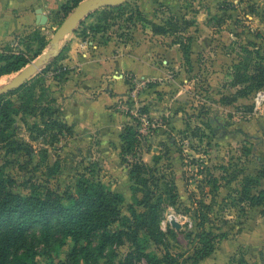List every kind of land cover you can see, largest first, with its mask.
<instances>
[{
  "label": "rangeland",
  "instance_id": "rangeland-1",
  "mask_svg": "<svg viewBox=\"0 0 264 264\" xmlns=\"http://www.w3.org/2000/svg\"><path fill=\"white\" fill-rule=\"evenodd\" d=\"M141 1L131 0V3ZM155 1L153 20L157 23L165 20L172 9L181 15L187 12L191 18L194 16L188 13L193 6L192 0ZM198 2L205 9L207 18H210L214 32L208 36V41L200 45V50L204 53L199 57L202 66L199 71L197 68L193 69L192 65L188 66L184 58L181 59L178 54L164 53V49L166 51L180 49L178 44L173 43L172 36L161 35L156 42L155 40L152 42L150 35L145 33V28H150V25L141 24L145 27L144 36L136 44L144 42L149 47L150 42L155 44L153 49L156 50H153V55L150 52L152 50H149L145 58L148 62H155L163 68L165 70L163 75L142 84V81L147 80L146 77L132 72L126 76L125 73L124 79L129 87L124 95H117L111 107L112 119L105 127L92 132H87L83 128L78 131L72 126L71 132L64 131L61 134L49 129L40 132L33 127L35 124L44 127L40 116L20 113L16 117L13 129L9 131L15 142L14 147H5L0 151V166L13 180L15 192L23 195L30 193L44 195L48 190H52L63 194L75 192L77 182L82 178L102 182L107 188L123 194L125 201L122 205V214L131 219L132 223L130 206H134L137 212L143 211V207L135 202L136 198L142 197V193L132 192L128 172L133 158L130 154L123 157L121 145L117 146L114 137L120 127L122 131L126 124H135L138 132L143 131L140 135L139 159L153 164L154 158L160 157L156 165L158 170L156 174L174 182L179 198L174 205L169 201L168 195L162 193L159 199L160 228L166 233L163 245L157 246L145 232L141 231L136 245L128 238L120 245L110 246L100 264H149L145 257L138 256L137 247L150 257H161L165 252H169L183 264H191L184 260L191 256L198 246L197 212L202 211L204 206H208L209 209L206 227L219 236L224 235L216 242V249L229 251L225 253L223 260H219L220 264H264V243H261L258 249H251L247 246L248 243L246 245L240 243L241 245L237 247L234 242L222 241L231 240L239 233L247 232L249 221L263 219L264 216V206L250 207L247 203L237 202V189L243 176L241 172L255 174L261 165L259 157L264 156V112L254 111L253 93L232 106L223 102L222 95L225 91L230 92L225 80L233 78L226 77L228 69L224 67L227 65L225 57L230 61L233 59V62L245 58L246 54L242 50L244 47L260 49L264 54V0H198ZM65 18L64 14L58 15L51 24L41 30V35L48 38L42 53L51 47V37ZM83 21L86 27L94 23L95 18L84 17L81 22ZM115 23L106 35L113 41L125 38V22L118 20ZM80 24L73 36L82 37ZM134 31L135 27L126 31V34H133ZM102 36L104 35L100 36V40H103ZM29 44L31 47L28 48L27 54L33 57L41 43L34 40ZM62 44H65L66 48L68 41L64 40ZM60 62L61 60L56 64L48 66V63L43 66L19 91L10 96L19 112L22 111L20 106H23L25 101H30L32 95L39 96L43 90H46L47 94L42 98L43 102L50 96L54 97L56 87L59 86L58 81L53 78L54 68ZM183 66L186 69L185 77H181L179 71ZM20 71L0 77V88L10 83ZM176 78L177 85H182L181 87L187 90L181 95L176 94L181 98L176 99V110L182 114L179 115L175 126L172 116L174 109L171 104L175 98L173 81ZM184 78L188 81H184ZM94 95L92 93L89 97L93 99ZM62 104L60 96L57 98L56 106L61 108ZM137 108L145 114L146 122L132 112ZM224 132L236 133L233 144L223 145L217 141V135L221 136ZM213 176L220 179L224 177L221 179V188L214 193L211 191ZM160 187L161 192L165 190L163 184ZM171 216L182 225L180 229L172 227ZM189 220L192 226L189 225ZM168 228L172 230L170 233L167 232ZM30 239L39 252L37 257L39 264H71L69 261L73 249L71 240L52 250L41 242L38 230L34 231ZM97 242L96 239L94 245ZM221 243L225 245H220ZM47 250L50 256L47 255ZM129 254L130 259H127ZM78 264H84L83 260ZM209 264L214 262L210 261Z\"/></svg>",
  "mask_w": 264,
  "mask_h": 264
},
{
  "label": "trees",
  "instance_id": "trees-1",
  "mask_svg": "<svg viewBox=\"0 0 264 264\" xmlns=\"http://www.w3.org/2000/svg\"><path fill=\"white\" fill-rule=\"evenodd\" d=\"M81 1L70 0L64 5L62 9L64 16L67 17ZM87 17H94L95 22L86 27L84 21L81 22L80 35L83 39L90 35L101 34L104 35L101 42L106 44L110 40L106 35L118 20L125 22L124 34L139 24H148L155 35L173 36V43L179 45L185 62L190 64L192 37L185 33L194 25L193 20L186 18L181 20L177 14L169 12L165 20L157 23L148 19L139 5L132 4L131 0L117 7L102 8ZM34 40H38L41 47L31 57L27 51L31 47L29 43ZM47 42V37L42 36L41 30L37 29L22 43V47L19 43L14 45L15 47L12 45L0 47V77L22 70L42 53ZM242 50L246 56L234 64L232 73L233 85L241 87L230 99L223 98L226 104H231L238 98L248 97L257 89L264 87V54L260 49L252 50L250 47H244ZM65 51L66 48H63L59 56L48 66L62 60ZM54 71L53 78L58 81V85L68 80L70 69L62 63H59ZM21 88L0 95V151L5 147H14L15 142L9 131L13 129L16 117L20 113L40 116L44 127L37 124L33 126L40 132L48 129L55 130L58 134L72 131L71 125L60 119L61 108L56 106L57 99L50 96L43 102L42 98L47 96L46 90H43L39 96L32 95L30 101L27 100L23 106H20L22 111L19 112L10 96ZM120 140L123 157L130 154L133 158L128 172L132 182V192L142 193V197L136 198L135 202L143 207V211L137 212L134 206H130L132 223L131 219L122 214V205L125 201L123 194L107 188L102 182L82 178L78 180L75 192L61 194L48 190L44 195L37 193L23 195L13 190V180L0 166V264H39L37 260L39 252L30 239L35 230L40 232L41 242L52 250L71 240L73 242V249L69 255L71 264H78L81 260L84 264H100V260L105 257L106 250L110 246L120 245L128 238L136 245L141 231L145 232L157 246L163 245L166 233L160 228L159 199L163 193L168 195L173 205L176 204L179 198L177 186L165 176H157L156 165L160 157H155L152 165L139 159L138 149L141 139L135 124H126L123 127ZM241 173L243 176L237 189V202L247 203L250 207L264 206V187L261 182L264 179V163H261L255 174ZM221 179L212 180L213 193L221 188ZM161 184L165 186L162 192ZM204 207L202 211L197 210L198 246L184 262L198 264L211 256L215 252L216 242L224 236H219L206 227L209 209L208 206ZM116 224L119 226L115 227ZM171 231L168 228L167 232ZM96 239L98 242L94 245ZM137 250H139L138 256L145 257L149 264H183L169 252H165L161 257H150L141 252L140 247H137ZM46 253L50 256L48 250ZM127 259H130V254Z\"/></svg>",
  "mask_w": 264,
  "mask_h": 264
},
{
  "label": "crops",
  "instance_id": "crops-1",
  "mask_svg": "<svg viewBox=\"0 0 264 264\" xmlns=\"http://www.w3.org/2000/svg\"><path fill=\"white\" fill-rule=\"evenodd\" d=\"M69 1L70 0H0V47L8 45L14 46L17 43L22 47V43L29 39L33 31L45 29L51 24L54 18L58 15H63V6L68 4ZM192 1L193 6H191L188 11L189 14L194 15L192 18L186 14L187 12H184L182 15L178 12L177 14L173 9L171 12L177 14L181 20L186 18L187 20L194 21V25L185 33V35L192 37L191 61L188 66L192 65L193 69L197 68L199 71L202 67L201 63H199V57H201V53H204V51L200 50V45L208 41V36L213 35L214 32H212L213 27L210 24V18L208 19L206 16L207 13H205V9L200 6L198 0ZM155 3V0H142L137 4L148 19L157 22L153 20L155 12L154 7H156ZM149 6L152 7V9H149ZM40 14L46 15L47 17V22L44 25L39 22ZM144 28L145 27L139 24L138 27H135L133 34H125V38H120L116 41L110 38L106 44L101 42V34L94 37L88 36L86 39L81 38L79 35L73 36L74 33L69 36L66 40L68 44L66 46L65 56L60 63L68 67L70 73L68 75V80L56 87L57 92L54 95L56 99L61 96L63 104L60 116L67 121L69 125L75 127L78 131L83 128L87 130V132L105 127L106 123L108 121L110 122L112 119L113 112L111 107L116 101L117 95H124L123 93L129 87L124 79L125 73L127 76L132 72L138 76L146 77L147 79H154L165 73V70L160 68L157 63H150L146 60L147 58H145L148 56H146L147 51L152 50L150 51L152 53L153 50H156L153 49L155 44L152 42L154 40V42H156V39L161 35L153 34L151 27H146L145 33L150 35L149 37L152 42L149 44L151 46L145 45L144 42L136 44V42L140 41L142 36H144ZM179 50L180 49L166 51L164 49L163 51L164 53L170 54L174 52V54H178L182 59L183 53ZM157 52H159V50H157ZM219 56L221 55L219 54ZM225 58L224 61L227 65L224 67L228 69L226 77L231 78L233 77L231 74L233 73L234 63H237L238 60H234L233 62V59L230 61L228 57ZM170 65L176 66L177 64L170 63ZM179 71L181 77L186 76V69L184 66L180 68ZM231 79L232 80H225L227 81L226 87L230 89V92L225 91V93L222 94L223 98L230 99L241 87L240 85L234 86L233 78ZM184 81H188V79L184 78ZM177 83L178 78L173 81V96L175 98L172 100L171 104L174 109L172 116L173 125L175 126L179 120V115L182 114L180 111L177 112L176 110V99H181L176 96V94L181 95L183 91L187 90L185 87H181L182 85H177ZM92 93L95 94L93 99L89 97ZM241 99L242 98H238L237 101L232 102L231 106L237 104ZM120 133L121 127L114 137V142L119 147L121 145ZM234 134L236 133L224 132L221 136L217 135L216 138L217 141L223 145L233 144L235 138ZM236 138H238V135H236ZM103 145L106 146V144ZM259 161L264 163V156L259 157ZM145 162L151 164L147 160H145ZM261 182L264 187V179H262ZM262 218L263 219L257 218L256 220L249 221V230H247V232L239 233L234 238H231V240L224 239L222 241H227L226 243L234 242L237 244V247L242 243H244L243 245L248 243L247 246H250L251 249H258L261 243H264V216ZM220 245L224 246L225 243H221ZM226 247H228V245ZM224 250L225 249L220 251L215 249V252L202 260L200 264L204 262L209 264L210 261H213L214 264H220L219 260H223L225 258V253L229 252H224Z\"/></svg>",
  "mask_w": 264,
  "mask_h": 264
},
{
  "label": "water",
  "instance_id": "water-1",
  "mask_svg": "<svg viewBox=\"0 0 264 264\" xmlns=\"http://www.w3.org/2000/svg\"><path fill=\"white\" fill-rule=\"evenodd\" d=\"M126 1L128 0H82L79 2L64 21L56 28L50 40L51 47L43 52L36 60L25 66L10 83L0 88V95L19 89L30 80L33 75L38 73L43 66L48 64L52 59L58 57L65 45L62 44V42L64 40L66 41L69 36L75 32L77 26L84 17L105 7L120 6ZM39 19L40 24H46V15L40 14ZM171 225L176 229L182 227V225L175 220L171 222Z\"/></svg>",
  "mask_w": 264,
  "mask_h": 264
},
{
  "label": "built area",
  "instance_id": "built-area-1",
  "mask_svg": "<svg viewBox=\"0 0 264 264\" xmlns=\"http://www.w3.org/2000/svg\"><path fill=\"white\" fill-rule=\"evenodd\" d=\"M148 81H149V79L142 81L141 83L144 84L145 82H148ZM252 105H253L255 112H259V113L264 112V87L257 89L253 93ZM132 112L134 113V115L136 117H138L142 121L146 122L145 114H143L140 109L137 108L136 110H133ZM142 132L143 131L139 130V137H140ZM140 139H141V137H140ZM173 220H174V217L172 218V216H171L170 221H173ZM189 225L192 226V222L190 220H189Z\"/></svg>",
  "mask_w": 264,
  "mask_h": 264
}]
</instances>
